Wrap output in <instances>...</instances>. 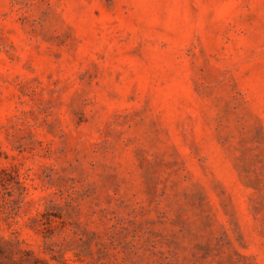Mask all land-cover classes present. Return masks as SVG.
<instances>
[{
  "label": "rangeland",
  "instance_id": "1",
  "mask_svg": "<svg viewBox=\"0 0 264 264\" xmlns=\"http://www.w3.org/2000/svg\"><path fill=\"white\" fill-rule=\"evenodd\" d=\"M0 264H264V0H0Z\"/></svg>",
  "mask_w": 264,
  "mask_h": 264
}]
</instances>
